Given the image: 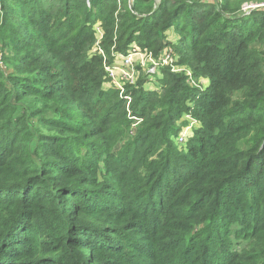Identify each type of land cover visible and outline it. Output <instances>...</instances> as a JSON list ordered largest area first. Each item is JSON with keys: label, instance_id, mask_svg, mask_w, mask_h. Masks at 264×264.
Returning a JSON list of instances; mask_svg holds the SVG:
<instances>
[{"label": "trees", "instance_id": "16d2710c", "mask_svg": "<svg viewBox=\"0 0 264 264\" xmlns=\"http://www.w3.org/2000/svg\"><path fill=\"white\" fill-rule=\"evenodd\" d=\"M261 2L0 0V264H264Z\"/></svg>", "mask_w": 264, "mask_h": 264}, {"label": "built area", "instance_id": "2783aa9c", "mask_svg": "<svg viewBox=\"0 0 264 264\" xmlns=\"http://www.w3.org/2000/svg\"><path fill=\"white\" fill-rule=\"evenodd\" d=\"M262 7L264 8V2L244 6L243 10L249 12L251 9ZM98 32L101 34V29L97 27ZM138 60V69H143L149 76L150 82L153 81L156 75L159 74L161 67L176 65L178 57H175L171 50L165 49L163 54L159 58H155L152 53L141 50L137 45H132L126 53L117 54L113 63L106 65V71L109 78L106 87L115 86L120 90V95L127 100V109L129 117L134 120L133 127L137 126L141 119L132 115L130 106L132 102V95L128 92V85H135L136 77L134 70V61ZM175 72H185V75L189 77L191 83L196 84L193 74L190 69L184 67H170ZM140 71V70H139ZM184 119L188 120V124L180 131L176 138L177 143H186L188 136L192 132V129L197 125V121L191 118L189 115H185Z\"/></svg>", "mask_w": 264, "mask_h": 264}, {"label": "rangeland", "instance_id": "374dc122", "mask_svg": "<svg viewBox=\"0 0 264 264\" xmlns=\"http://www.w3.org/2000/svg\"><path fill=\"white\" fill-rule=\"evenodd\" d=\"M260 8H262V7H260ZM174 41L176 40V38H175V35H173V38H172ZM150 53H152V52H150ZM163 54V52L160 54V56ZM152 55L154 56V54L152 53ZM155 57V56H154ZM155 58H157V57H155ZM134 66H135V68H134V70H136V72H135V77H136V82H138V80L140 79V77L145 73V71L143 70V69H138V60H135L134 61ZM172 66H174V67H176V68H178V67H184V66H180V65H178L177 63H176V65L175 64H172L171 66L169 65V67H172ZM1 68H6V67H4V66H0ZM162 68V67H161ZM160 68V69H161ZM184 68H187V67H184ZM7 69V68H6ZM171 69V68H170ZM188 69V68H187ZM140 70V71H139ZM9 70L7 69L6 70V72H8ZM192 72V71H191ZM159 73H160V70H159ZM185 73V72H184ZM193 74V73H192ZM159 74L157 75V76H155V78H153V81L152 82H150L149 84L150 85H152L153 87L156 85V83H157V81H158V78H159ZM184 120H186V119H182L180 122V124H182V122L184 121ZM184 123V122H183ZM182 126V129L186 126V125H181ZM137 127H138V125L137 126H135V127H133V125H132V129H131V134H134V132H135V130L137 129ZM181 129V130H182ZM177 145H179V146H181V145H183V144H179V143H177Z\"/></svg>", "mask_w": 264, "mask_h": 264}, {"label": "water", "instance_id": "95a60500", "mask_svg": "<svg viewBox=\"0 0 264 264\" xmlns=\"http://www.w3.org/2000/svg\"><path fill=\"white\" fill-rule=\"evenodd\" d=\"M130 6H131L132 10L134 11V0H130Z\"/></svg>", "mask_w": 264, "mask_h": 264}, {"label": "crops", "instance_id": "0c3cea01", "mask_svg": "<svg viewBox=\"0 0 264 264\" xmlns=\"http://www.w3.org/2000/svg\"><path fill=\"white\" fill-rule=\"evenodd\" d=\"M173 35H175V34H173ZM172 37H173V36H172ZM175 38H177L176 35H175ZM149 83H150V82H149ZM149 83H148L146 86H147L148 88H151V89L154 88V87H153L152 85H150Z\"/></svg>", "mask_w": 264, "mask_h": 264}]
</instances>
